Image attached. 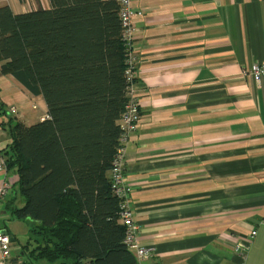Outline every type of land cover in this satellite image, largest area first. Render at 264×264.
Masks as SVG:
<instances>
[{"label": "crops", "instance_id": "obj_1", "mask_svg": "<svg viewBox=\"0 0 264 264\" xmlns=\"http://www.w3.org/2000/svg\"><path fill=\"white\" fill-rule=\"evenodd\" d=\"M27 1L0 8L49 7ZM131 11L141 119L123 172L136 239L149 252L139 264H264V81L242 74L264 62V0H132ZM9 116L25 126L48 118L42 97L0 73V154ZM4 178L0 232L20 224L24 241L28 222L8 221L16 176L0 173V186Z\"/></svg>", "mask_w": 264, "mask_h": 264}, {"label": "trees", "instance_id": "obj_2", "mask_svg": "<svg viewBox=\"0 0 264 264\" xmlns=\"http://www.w3.org/2000/svg\"><path fill=\"white\" fill-rule=\"evenodd\" d=\"M0 8V73L42 97L47 119L9 116L4 151L16 176L8 221L28 222L13 264H139L124 244L109 172L128 102L127 48L117 0H48ZM19 199L20 204H15Z\"/></svg>", "mask_w": 264, "mask_h": 264}, {"label": "built area", "instance_id": "obj_3", "mask_svg": "<svg viewBox=\"0 0 264 264\" xmlns=\"http://www.w3.org/2000/svg\"><path fill=\"white\" fill-rule=\"evenodd\" d=\"M132 0H117L119 4V18L122 28V40L127 48V57L125 61L126 69L124 72L127 82V97L128 102L125 110L119 118V126L121 135L118 139L119 147L113 157L112 168L109 172L111 182V192L119 202V218L118 222L125 227L124 244L127 249L141 263L149 252L147 249L139 246L136 239V226L132 223V217L128 206V189L124 184L123 166L125 162V148L132 134L138 129L141 114L139 112V104L136 90V66L137 58L132 51V37L134 34L133 13L131 11ZM242 74L249 75L256 85H260L264 81V62L253 63L249 69L242 70ZM11 115L16 114L17 110L14 107L9 108ZM11 143V142H10ZM6 165L4 163L3 154H0V173L7 175ZM11 184L4 178L0 186V200L7 196L11 191ZM10 190V191H9ZM254 235L255 232H252ZM12 242L10 236L5 232H0V264H13L11 261ZM20 264V263H18Z\"/></svg>", "mask_w": 264, "mask_h": 264}, {"label": "rangeland", "instance_id": "obj_4", "mask_svg": "<svg viewBox=\"0 0 264 264\" xmlns=\"http://www.w3.org/2000/svg\"><path fill=\"white\" fill-rule=\"evenodd\" d=\"M31 1H27V3L29 4ZM20 14H22V13H20ZM23 14H25V13H23ZM4 163H5V165H6V160H5V158H4ZM7 169V168H6ZM7 172V171H6ZM8 174H10V172L8 173ZM13 226H17V233H19L21 230H22V225H20V224H14Z\"/></svg>", "mask_w": 264, "mask_h": 264}, {"label": "water", "instance_id": "obj_5", "mask_svg": "<svg viewBox=\"0 0 264 264\" xmlns=\"http://www.w3.org/2000/svg\"><path fill=\"white\" fill-rule=\"evenodd\" d=\"M10 240L12 241V239L10 238Z\"/></svg>", "mask_w": 264, "mask_h": 264}]
</instances>
